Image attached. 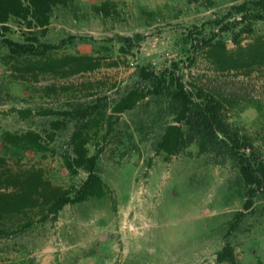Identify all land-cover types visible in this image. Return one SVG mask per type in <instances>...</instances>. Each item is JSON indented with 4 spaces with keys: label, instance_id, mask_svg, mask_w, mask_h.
<instances>
[{
    "label": "rangeland",
    "instance_id": "374dc122",
    "mask_svg": "<svg viewBox=\"0 0 264 264\" xmlns=\"http://www.w3.org/2000/svg\"><path fill=\"white\" fill-rule=\"evenodd\" d=\"M103 1L55 6L44 33L29 31L18 19L8 22L7 37L26 42L36 32L40 42L54 47L12 57L0 43V135L31 130L46 146L12 152L0 140V171L9 168L21 179L40 172L47 190L78 187L86 173L71 174L63 160L70 154V134L82 122L43 111L98 103L105 118L88 127L87 146L91 154L99 151L98 173L107 188L103 197L66 204L43 221L41 196L3 214L0 264H230L217 261L225 241L237 264H264V192L243 211L245 186L225 150L201 151L194 140L174 155L156 153L163 128L174 120L166 95H147L113 115L112 130L105 133L118 96L131 87L146 88L140 68L168 69L193 84L187 86H195L194 92L201 87L220 98L224 120L249 135L264 158V65L230 68L233 63L221 62L213 45L220 39L236 48L231 32L242 25L233 24L229 32L220 28L234 18L223 15L243 0H109L114 11L105 17L94 10ZM259 38L264 20L241 33L239 42ZM27 109L31 113L21 117L18 111ZM56 119L64 124L53 129ZM240 211L245 214L233 229Z\"/></svg>",
    "mask_w": 264,
    "mask_h": 264
},
{
    "label": "trees",
    "instance_id": "16d2710c",
    "mask_svg": "<svg viewBox=\"0 0 264 264\" xmlns=\"http://www.w3.org/2000/svg\"><path fill=\"white\" fill-rule=\"evenodd\" d=\"M70 1L0 0V43L8 49L12 57L24 54H44L54 46L40 42L36 32H31L26 42L15 41L7 37L5 33L9 30L8 22L12 18L18 19L29 31L38 28L41 29V33H44L53 8L57 5H66ZM111 9L114 11V3L109 0H104L94 6L95 12L103 17L111 15ZM231 16L234 17L233 20L229 21L228 25L221 26L220 29L229 32L233 31V24L242 25L237 32H231V39L236 48L228 49L223 40H216L213 44L217 48L216 55L221 62H232L230 68L243 63L262 67L264 65V38L242 46L239 36L241 33L251 32L255 21L264 20V0H243L239 4H234L222 18ZM139 77L147 83L146 88L131 87L118 96L110 108L111 114L108 115L105 133H110L112 130L113 115L134 108L147 95H166L174 105V120L163 128L156 143V153L164 152L166 155H174L194 140L201 151L222 147L237 164L245 186L246 200L243 203V211L249 210L253 205L255 194L258 191L264 192V158L257 154L249 135L240 133L224 120L221 99L205 94L201 87H197L194 92L195 86L193 88L187 86L193 84H187L180 75L174 76V72L168 69L156 71L141 67ZM18 112L21 117H26L31 113L29 109ZM43 113L60 114L65 118L77 117L81 120L82 123L76 124L70 134L68 141L70 154L65 155L63 161L71 174L82 169L86 177L78 187L64 189L53 187L48 191L47 186L50 184L43 179L40 172L34 171L21 179L22 175L19 177L18 174H13L12 170L6 167L7 169L0 171V218L3 214L18 212L24 206L37 203L39 196L45 203L42 206L44 214L41 221H43L50 214L56 215L66 204L80 203L91 197L100 198L106 194L107 185L98 173L99 151L91 154L87 146L90 139L87 132L88 127L104 120L106 112L99 109L98 103H94L73 110L60 112L44 110ZM63 124L64 120L51 121L53 129ZM0 140L7 151L31 149L40 152L46 150V146L41 141V135L31 130L20 134L4 131L0 135ZM4 162V157L0 156V164ZM21 180L17 190H9L10 186L16 187L17 182ZM244 214L245 212L242 211L236 213L232 228L237 225ZM31 224L32 221L28 222L26 227ZM2 231L4 230L0 229V233ZM225 260L230 264H237L234 250L228 241L224 242L222 249L217 253L218 262Z\"/></svg>",
    "mask_w": 264,
    "mask_h": 264
}]
</instances>
